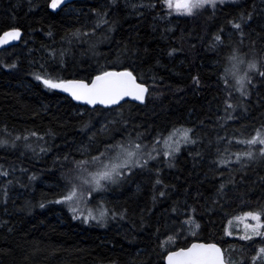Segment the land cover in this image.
<instances>
[{
  "label": "trees",
  "instance_id": "16d2710c",
  "mask_svg": "<svg viewBox=\"0 0 264 264\" xmlns=\"http://www.w3.org/2000/svg\"><path fill=\"white\" fill-rule=\"evenodd\" d=\"M48 2L0 0V33L23 32L19 43L0 52V140L15 142L0 146V264H163L166 248L192 241L217 242L233 264H252L264 240L229 239L225 231L234 216L264 208V162L243 170L214 162L221 153L232 158L247 149L233 136L250 137L264 125V78L257 72L247 97L230 80L236 119H225L224 111L233 50L246 63L264 62V0L226 2L193 17L167 15L157 0H82L56 13ZM241 12L253 14L243 36L230 23L240 22ZM77 31L82 35L73 37ZM216 34L223 43L213 50ZM125 66L148 86L144 104L93 111L35 78H84ZM174 128L190 130L195 143L94 194L90 203H103L108 212L103 222L74 219L65 203H55L67 194L63 177L73 162L88 159L78 149L90 137L89 152L97 155V147L103 151L129 134L151 142ZM229 179L234 183L218 192ZM189 217L195 224H183V235L169 243Z\"/></svg>",
  "mask_w": 264,
  "mask_h": 264
},
{
  "label": "snow or ice",
  "instance_id": "6c2138e0",
  "mask_svg": "<svg viewBox=\"0 0 264 264\" xmlns=\"http://www.w3.org/2000/svg\"><path fill=\"white\" fill-rule=\"evenodd\" d=\"M228 0H157V4L161 8L167 9V15L187 16L193 17L200 13L202 10L212 8L215 10L218 5H223ZM232 4H238L239 0H230ZM65 4V0H49L47 8L52 13H56L62 10V6ZM155 7L156 5H151ZM252 13L247 15L244 12L240 14V22H230L234 29L240 32L243 36L244 23L252 19ZM103 23L107 21L101 20ZM99 26V25H98ZM223 31V30H221ZM51 35V33H49ZM73 37H79L82 35L79 31L71 34ZM83 35H87L84 33ZM21 36L20 29L18 27H12L9 30L3 31L0 34V45L9 43L11 40H17ZM215 43L211 46L214 50L218 44L223 43L221 35L216 34L214 37ZM71 42V41H70ZM176 51L175 49L172 50ZM237 49L233 50L232 56L229 57L231 67L225 68V91L228 93L224 104V111L227 113L225 119L235 120L236 117L232 115V112L236 110L237 104L231 102L232 92L230 89L232 85L230 80L235 81V90L240 93L241 97H247L249 95L248 85L252 84V79L249 76L250 72H257L261 78H264V62L256 60L247 62V68L242 72L241 65L245 64V61L237 55ZM172 52L169 53L171 55ZM63 55V53H61ZM264 60V57L261 58ZM15 67V65H11ZM135 73V69H130L125 66L123 68H102L96 70L95 74L88 75L84 78H45L37 75L35 78L41 81L43 85L50 90H59L60 92L67 93L73 100L82 102L83 104L93 106V111L97 110L95 106H103L104 109H113V106L122 108V101L126 98H130L132 101H138L141 104L145 102L146 93L149 89L146 87L141 77H138ZM196 84L200 81L197 77H193ZM239 106H243V101ZM231 109L232 111H229ZM107 131L105 127L102 129ZM190 131V130H189ZM31 135H37L35 132ZM17 140L20 137H16ZM25 139H27L25 137ZM183 139L185 142L195 143L194 140L190 141L187 133L184 134ZM218 139L223 140L224 137ZM95 137L89 138V146L82 149H78L81 155L87 156L88 159L79 160L73 162V168L63 177L67 188V194L63 195L60 199H57L55 203H67L69 210L73 213V218L76 219V213L79 210V204L83 203L86 198H92L94 194H98L106 190L108 184H117L129 175L134 174L136 169L143 170L148 167L149 161L155 160L156 156L153 153L159 154L157 145L161 142L164 145L163 156L170 157L173 152L179 151L178 142L173 141L169 143L168 138L154 139L149 143H145L142 134H137L133 137L129 134L126 138L109 142L104 144L103 151L97 147L95 151L97 155H91L89 148L94 142ZM237 144L246 145L247 149L244 151H237L231 153L235 159L230 157H224L223 153L220 154L218 165L227 167L229 164L240 165V170L247 168L252 162L259 160L264 162V125H261L259 129L254 131L250 137H232ZM232 140L228 141L231 145ZM6 140H0V146L7 143ZM43 151V149H42ZM219 152V149L217 150ZM225 152L229 149L225 148ZM68 157L65 156V160ZM172 165L169 164V167ZM90 169H95L92 171ZM159 173V169H157ZM223 176V172H221ZM160 179L156 180V184H160ZM234 183V180L229 179L220 184L218 192L222 193L226 187V184ZM160 195H165L164 192H160ZM44 207L43 204L40 205ZM175 211V209H174ZM193 212L195 209L192 210ZM108 215L106 210H101L98 216L92 214L91 211L88 215L83 217L85 223L89 219L97 220L98 223ZM115 215V213H113ZM264 208L255 211H247L243 214V217H236L235 219H251L255 221V224H245L244 234L239 236L242 241H249L255 243L254 238L260 237L264 240ZM183 224L191 225L195 224V221L189 217L181 224L180 232H173V235L167 237L169 243H175L183 235ZM231 224V221H229ZM199 228V225H195ZM192 236H196V231H191ZM226 235L231 236L232 232L226 230ZM162 259L166 264H233L230 257L226 256L225 251L215 242L207 241H194L185 243L183 246H176L173 248H166V254L162 256ZM252 264H264V244L256 249V255L251 257ZM241 264H247L246 261H241Z\"/></svg>",
  "mask_w": 264,
  "mask_h": 264
},
{
  "label": "rangeland",
  "instance_id": "374dc122",
  "mask_svg": "<svg viewBox=\"0 0 264 264\" xmlns=\"http://www.w3.org/2000/svg\"><path fill=\"white\" fill-rule=\"evenodd\" d=\"M228 2H230V0H228ZM74 9V7H69V9L67 11H70ZM166 9V8H164ZM244 61L245 59L242 58ZM245 64L246 61H245ZM245 64L241 65V70L242 72L245 69ZM247 68V67H246ZM249 76L252 78L253 76V72H250L249 73ZM235 83V81H234ZM187 133L188 137L190 138V141H192V138L190 136V133H189V130L186 129V128H174L170 131H168L166 134L162 135L160 138H168L169 139V143L171 144L173 141H176L178 142V146H179V150L182 146H185V145H188V144H193L192 142H185L184 139H183V136L184 134ZM135 137V136H133ZM158 137H154L152 138V141L154 139H160ZM2 140H6L8 141V139L6 137H3ZM150 142V141H149ZM149 142H145V143H149ZM15 142L13 141H8L7 143H5V145H8L10 147L14 146ZM224 144V147L227 148L228 145H227V142L223 143ZM157 148L159 149V154L157 153H153L154 156H156V159H159V158H163L164 160H170L171 158H173L174 156H176L178 154L179 151H176V152H173V154L170 156V157H164L163 156V151L165 150L164 149V145L163 143L161 142L160 144L157 145ZM237 152V151H236ZM235 153V152H234ZM232 160L235 159V157L233 156L232 158H230ZM153 161V160H152ZM150 162V161H149ZM92 171H95V169H90ZM116 184H108L107 186H115ZM92 198H86L85 201L81 204H79V210L77 211L76 215L83 218L84 216L88 215V212L91 211L93 215L95 216H98L99 215V212L101 210H105L104 206H103V203H98L96 205H93L90 203V200ZM67 207H69V205L67 203H65ZM244 214V213H243ZM243 214H240V215H236L234 216L230 221H231V224H229V222L227 223V226H226V230L227 231H230L232 232V235L231 236H228L226 235V231H225V235L226 237H228L229 239H234V238H239L240 235H243L244 234V225L247 223V224H255V221L251 220L250 218L249 219H241V220H237L235 219L236 217H243ZM92 220V219H91ZM256 255V253H255ZM232 260V259H231ZM233 262V261H232ZM234 263V262H233Z\"/></svg>",
  "mask_w": 264,
  "mask_h": 264
},
{
  "label": "water",
  "instance_id": "95a60500",
  "mask_svg": "<svg viewBox=\"0 0 264 264\" xmlns=\"http://www.w3.org/2000/svg\"><path fill=\"white\" fill-rule=\"evenodd\" d=\"M76 1H82V0H65V4L62 6V8H64L66 5H69V4H71V3H73V2H76ZM51 11V10H50ZM20 29V28H19ZM9 30V29H8ZM6 31V30H5ZM20 32H21V36H20V38L19 39H17V40H11V41H9V43H7V44H4V45H0V52L3 50V49H6V48H9V47H11V46H14V45H16L17 43H19V41L21 40V37H22V35H23V32H22V30L20 29ZM3 33V32H2ZM2 33H0V34H2ZM146 85V84H145ZM146 87L148 88V86L146 85ZM59 91V90H58ZM60 92V91H59ZM60 93H62V94H64V95H66V96H68V94L67 93H63V92H60ZM147 95H148V93H146V98H147ZM73 102H75L76 104H79V105H81V106H86V107H88V108H93V106H90V105H86V104H83L82 102H78V101H75V100H73L70 96H68ZM126 101H129V102H133V103H137V104H141L140 102H138V101H132V100H130V98H126V100L125 101H122L121 103H123V102H126ZM145 101H146V99H145ZM145 103V102H144ZM143 103V104H144ZM95 107H103V106H99V105H97V106H95ZM113 107H116V106H113ZM192 242H194V241H192ZM211 243V242H210ZM215 243H217V242H215ZM221 248H222V246L219 244V243H217ZM223 249V248H222ZM163 264H166V262L163 260Z\"/></svg>",
  "mask_w": 264,
  "mask_h": 264
},
{
  "label": "bare ground",
  "instance_id": "6f19581e",
  "mask_svg": "<svg viewBox=\"0 0 264 264\" xmlns=\"http://www.w3.org/2000/svg\"><path fill=\"white\" fill-rule=\"evenodd\" d=\"M156 166H157V165H156ZM159 166H160V165H159ZM155 168H156V167H155ZM155 168H154V169H155ZM159 169H160V168H159Z\"/></svg>",
  "mask_w": 264,
  "mask_h": 264
}]
</instances>
